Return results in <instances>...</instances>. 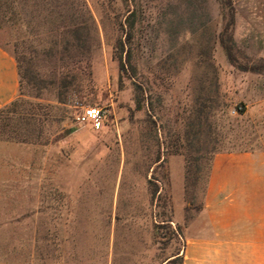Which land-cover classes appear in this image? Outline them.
<instances>
[{"label": "rangeland", "instance_id": "rangeland-1", "mask_svg": "<svg viewBox=\"0 0 264 264\" xmlns=\"http://www.w3.org/2000/svg\"><path fill=\"white\" fill-rule=\"evenodd\" d=\"M85 2L96 27L84 48L65 34L71 42L65 48L60 32L48 29L67 28L80 10L78 0H53L48 20L46 11L34 10L39 0H0V45L18 60L22 76L17 109L29 128L35 123L32 142L15 143L27 150L29 164H43L46 145L47 196L56 167L63 176L71 160L78 168L76 236L70 243L47 231L44 259L166 264L175 255L181 264H198L196 240L187 245L179 217L181 176L186 216L197 218L214 150L264 145V109H248L243 90L238 98L225 91L257 80L244 68L264 74V31L235 29L231 21L233 9L241 7L245 16L247 4L261 9L264 0H134L122 60L117 40L126 33L118 24L124 3ZM240 102L244 111L232 114ZM88 106L101 108L99 128L77 123ZM67 121L76 128L72 138L63 127Z\"/></svg>", "mask_w": 264, "mask_h": 264}, {"label": "crops", "instance_id": "crops-1", "mask_svg": "<svg viewBox=\"0 0 264 264\" xmlns=\"http://www.w3.org/2000/svg\"><path fill=\"white\" fill-rule=\"evenodd\" d=\"M245 9V16L241 7L232 10L234 28L264 31V6L258 9L247 4ZM253 74L257 80L237 82L225 91L237 97L236 92L243 90L248 109H264V74ZM22 96L17 61L0 45V109ZM55 102L74 107L66 99ZM63 127L72 138L76 131L73 122H64ZM22 147L20 143L0 140V264H77L72 260L44 259L47 231L49 236L71 238L70 243L76 236L72 189L77 183V165L71 160L64 176L62 168L56 167L59 175L47 196L46 145L41 150L43 164H29L24 159L27 150ZM181 177L179 217L187 232V245L196 240L198 264H264V145L213 152L197 218L186 216L185 183ZM194 228L196 234L188 233Z\"/></svg>", "mask_w": 264, "mask_h": 264}, {"label": "trees", "instance_id": "trees-1", "mask_svg": "<svg viewBox=\"0 0 264 264\" xmlns=\"http://www.w3.org/2000/svg\"><path fill=\"white\" fill-rule=\"evenodd\" d=\"M13 3H21V0H12ZM41 2V7L39 6L40 4L36 3V7L34 10L39 11V10H43L46 11L45 17L46 20H48V17L50 16V13L52 10V8H54V5L52 4L53 0H39ZM80 3V10H76L74 15H71L70 18H68L70 20V25L71 22H73L72 20L75 18V23L72 26H68L66 28L67 25H62L63 28H52L50 27L48 29V32H52V31H58L60 32V35H62L63 39L65 38V34L69 35L71 37V39H73L74 41H76V45L78 46V48H84L85 46V42L87 40V37H89V32L92 28V30L95 29L96 25H95V21L94 18L90 12V10L87 8L86 2L85 0H78ZM124 3V20H119L118 24L120 25L121 30H125L126 33L124 35V38H119L117 40V44L119 46V52L118 54L120 55V60H122V55L123 54H128V42L130 41L131 38V33L130 31H127L125 26L126 23L129 21L130 16H134L135 13V8L133 6V2L134 0H121ZM55 2V1H54ZM47 3L49 4V7L47 6H42V5H47ZM66 4V1H65ZM41 9H40V8ZM82 9V13L80 12ZM1 13V11H0ZM15 13V12H14ZM20 13L21 15H25L26 11H23V8H20ZM24 20V19H23ZM231 21H233V19H231ZM90 22V25H89ZM132 24V23H130ZM65 42V48H67L70 45V41L67 39L63 40ZM223 42L222 38H221V43ZM224 45V44H222ZM14 56V55H13ZM15 57V56H14ZM16 59V58H15ZM17 64H18V68H19V75H20V81L22 83V76H21V72H20V67H19V63L18 60L16 59ZM122 69H124V66L122 64ZM247 70H251L253 72H257V73H261L259 71H254L255 69H246L244 68L243 71H247ZM73 78H75V80L78 78L77 76H74ZM69 83V82H68ZM68 83H66L68 85ZM65 84V82H64ZM71 84V82H70ZM66 86V85H64ZM22 94V93H21ZM65 100V99H62ZM20 100H15L13 102H11L8 106L0 109V139L1 140H5V141H14V142H32V140L30 138H28V134H31L33 131H35V123L31 124V126H33V128H29L30 126V122H28L27 120H24L23 116V112L22 111H18L17 107H18V103ZM238 105L241 106L239 113H242L244 111V107L242 106L243 104L240 102L238 103ZM30 116H32L30 114ZM208 125V129H211L209 124ZM229 150H245V149H223V148H216L214 150L215 151H229ZM213 154V153H212ZM212 156V155H211ZM166 264H181V258L178 256L173 255L172 258H169L166 262Z\"/></svg>", "mask_w": 264, "mask_h": 264}, {"label": "built area", "instance_id": "built-area-1", "mask_svg": "<svg viewBox=\"0 0 264 264\" xmlns=\"http://www.w3.org/2000/svg\"><path fill=\"white\" fill-rule=\"evenodd\" d=\"M241 106L237 105L236 107L232 108L231 113L237 114L240 110ZM103 112L101 108L88 106L84 107L81 112L76 115V121L78 124H86L89 123L95 128H99L101 125Z\"/></svg>", "mask_w": 264, "mask_h": 264}]
</instances>
